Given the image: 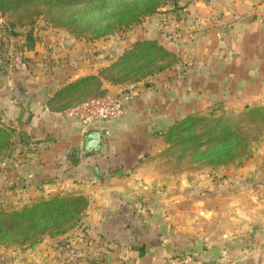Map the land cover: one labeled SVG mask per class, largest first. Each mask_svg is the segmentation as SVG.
Segmentation results:
<instances>
[{
    "label": "rangeland",
    "instance_id": "rangeland-1",
    "mask_svg": "<svg viewBox=\"0 0 264 264\" xmlns=\"http://www.w3.org/2000/svg\"><path fill=\"white\" fill-rule=\"evenodd\" d=\"M82 1L83 4L79 6L57 10L47 8L38 1L30 7L0 12V220L8 219L14 215L13 213L52 196L68 199L73 195L80 198L78 203L75 202V208L68 210L66 214L58 213L56 216L51 214L54 217L60 216L57 224L42 222L35 230H29L30 240L27 233L29 227L34 225L32 222L11 231L6 239L0 238V264H75L77 255L81 264H94L99 260V257L94 256L86 247V242H82L81 237L74 235L77 232L78 235H86L91 239L90 235L84 232L85 229L80 230V227L85 223L83 219L87 217V213L94 215L97 212L96 207L94 208L89 198L79 192H71L66 188L68 183L63 184L61 181V178L66 180L71 178L70 181L74 180L75 183L79 181L93 183L94 179L90 174L91 163L84 162V170L72 172L74 175L71 177L70 162L74 163L72 152H65L66 145L61 141L63 139L59 142L60 146H55L59 134H61L59 138H64L65 141L69 139L68 135V138L65 137L68 131L61 128L58 121L50 115L32 121L35 115H40L37 106L42 104L43 96L38 92L44 89L52 90V86L57 84L63 86L62 83L68 84L71 80L73 82L88 79L86 86L74 94L68 95L61 102L49 103L52 110L61 112L70 111L86 101L109 96L106 94L107 87H121L120 94L128 96V101L137 98L139 89L147 88L151 91L158 88L161 95H170L167 100L180 102L181 80L185 68L181 59L182 45L188 27L196 26L192 20H188L189 11L196 8L194 14H198V5L213 3L216 0H165L154 14L139 15L137 19L136 14L148 9L149 0ZM19 33L21 36H17ZM27 35L28 39L25 38ZM151 41L159 45L152 49L154 59L151 62L144 60L140 63L127 64L125 67L130 69L121 72L120 68L124 66L116 65L121 62L123 53L132 49L135 44ZM23 43L27 45L31 43L30 49H27V46L23 48L21 46ZM164 51H171L174 56L163 57ZM157 68L162 70L149 75ZM31 89L34 90V95L29 94ZM190 105L192 106L191 103ZM206 108L205 113L214 111L231 118L236 117V114L240 115L241 119L246 114L244 111L235 113L242 108H233V101L216 102ZM30 110L35 111L33 118L28 121ZM172 111L174 118L185 119L182 118L181 109L174 108ZM260 121H255L254 124L247 122L245 130L255 138L252 145L256 146L264 142V123ZM78 139L77 151L80 150ZM171 142L173 145L166 143L162 135H158V144L156 147L152 146L150 155L159 166L155 171L161 175L160 178H168L173 182L170 197L165 199L164 195L167 192L157 190V196L161 197L158 201H164L161 205L149 206L133 199L126 203V212L129 213L130 219L127 218L128 215L125 216V224L123 221L122 223L130 232L127 235L118 227L122 223L121 219L116 218V211H104V214L112 215L113 218L108 219L106 216L105 222L96 220L98 215L93 216L89 226H94L98 222V226L109 224L112 230L108 235L99 234L102 241L108 240L109 243L123 246L134 238L135 240L140 238L141 247H138L146 256L154 258L155 252H163L169 256V261L172 258H182L179 253L166 250L173 241H168L167 237L160 235L154 238L148 235L134 237L132 230L139 225L140 220L139 215L134 217L137 212L133 211L143 209L142 211L146 213L140 215L144 217L152 210L160 208L168 219L171 214L175 216L174 222L178 227L183 223L180 214L189 215L194 219L198 217L199 210L233 212L234 203L231 205L228 198L239 195L233 189L235 170L228 168L220 173H212L209 166L204 164L210 160L208 157L210 148H217L204 145L182 154L180 151L182 138H175ZM230 147L233 151V144ZM150 156L148 154L145 158L148 159ZM261 164H264V156L255 158L251 156L243 162L237 173L244 177L248 173L247 167ZM59 167L62 172L57 171ZM204 167L205 173H195ZM121 171L123 172V166H116L114 174ZM106 173L108 174V171L102 169L104 176ZM131 178L134 179L133 176ZM248 179L251 177L248 176ZM196 181H201L202 184L200 185L202 192L198 195ZM218 192L222 198L216 200L212 195L215 193L217 195ZM246 195L248 197L241 200L244 203L238 206L241 209L251 207L245 202L249 203L251 198L260 196L253 189L249 193L247 191ZM203 198L206 200L205 207L201 206ZM125 214L127 213L123 215ZM75 216H81L79 223L68 228L69 217ZM202 218L204 219L200 216L199 219ZM225 222L221 221L222 226L226 225ZM194 223V227L203 225L198 223V220H194ZM211 224L209 221L205 223L206 226ZM64 229L67 231L62 233ZM118 230L121 233H114ZM98 231L101 233L99 228ZM36 239L39 241L33 244V240ZM96 253L107 258L105 261L110 255L107 249H98Z\"/></svg>",
    "mask_w": 264,
    "mask_h": 264
},
{
    "label": "crops",
    "instance_id": "crops-1",
    "mask_svg": "<svg viewBox=\"0 0 264 264\" xmlns=\"http://www.w3.org/2000/svg\"><path fill=\"white\" fill-rule=\"evenodd\" d=\"M197 11L198 14H194L196 8L189 11L188 20H192L196 26L188 27L182 45L181 59L185 68L181 80V101L167 100L170 95H161L158 88L157 90L153 88L151 91L147 88L137 90V98L127 103L123 117L100 123L93 128V130H104L107 133L103 137L100 152L83 155L82 132L78 123L68 116L69 111H54L50 108V102H61L65 97L73 94L71 92L68 95L59 93L57 95V92L67 84L62 83L64 81H60L64 84L63 86L57 84L52 86V90L44 89L38 92L43 96L42 104L37 106L40 115H35L33 118L35 110L29 111L31 115L28 121L33 118L34 122L50 115L58 121L61 128L68 131L65 133L66 138H68L67 135L69 136L67 141L59 138L61 135L59 134L55 143V146H60L59 142L63 139L61 141L63 145H66L64 148L66 153L78 147L79 137L80 154L76 155L78 163L70 162V175L73 177L74 172L83 171L84 162H89L91 163L90 174L94 182L75 183L74 180L70 181L71 178L69 180L61 178V181L63 184L68 183L66 188L71 192H79L89 198L94 208L96 207L97 212L94 215L87 213V217L83 219L85 223L80 227V230L85 229L84 232L94 241H102L99 234L108 235L112 230L109 224L98 226V222L94 224L95 227L89 226L93 216L98 215L95 219L105 222L107 217L113 218L112 215L104 214V211L114 210L116 218L121 219L120 223L123 221L125 224V216L128 215L127 218L130 219L125 205L132 199L150 206L161 205L164 202L158 201L161 197L157 196V190L167 192L164 195L165 199L170 197L173 182L168 178H160L161 175L159 176L155 171L159 166L150 155H152V146L156 147L158 144V135L178 120V117L174 118L172 111L174 108L182 110V118L193 114L204 115L206 107L216 102L233 101V108H242L235 113L264 108V0H216L213 3L198 5ZM106 89V94L112 97L120 94L121 87ZM30 93L34 95V90H29ZM207 93L210 94L206 95ZM55 96L57 98L53 99ZM235 116L240 115L235 114ZM260 123H264V117ZM148 154L150 158L146 159ZM258 156H264V142L259 143L252 154L253 158ZM116 166H123V172L114 174ZM93 167L98 169L100 181L94 178ZM60 168L58 172H62ZM247 168L248 173L244 177L237 173L240 169L233 172V189L239 194L228 198L231 205L234 203L233 212L210 210L201 212L202 210H199L198 217L194 219H191L189 215L180 214L183 223L181 226L178 224V227L174 222L175 216L171 214L168 219L160 208L152 210L144 217L140 214L146 212H143V209H136L133 211V213L137 212L134 217L139 215L140 221L136 220L139 225L132 230L133 236L136 238L141 235L152 238L159 235L165 236L168 241H173L170 243V248L166 250L179 253L182 258L190 259L189 264H264V164ZM102 169L108 171L106 176L102 174ZM134 173L136 174L133 175ZM132 176L134 179L131 178ZM248 176L251 177L250 180ZM196 184L198 195L202 192V186H200L202 184L201 181H196ZM251 189L257 191L260 196L251 198L249 203L245 202L251 207L239 208L238 206L244 203L241 201L242 198L248 197L247 191L249 193ZM212 197L222 198V195L218 192ZM198 198L201 199L200 196ZM205 203L206 200L203 198L201 206L205 207ZM115 206H117L116 209ZM124 213L127 214L123 215ZM200 216L204 219H199ZM194 220H198V223L203 225L194 227ZM223 220L226 221L225 226L221 224ZM208 221L212 222L211 226L205 225ZM123 223L118 227L123 234L127 235L130 232ZM116 232L121 233L119 230L114 233ZM74 235L78 238L83 236L78 235L77 232ZM80 239L83 242V239ZM139 240L140 238L136 240L134 238L123 246L109 243L108 240L102 241L113 247L107 250L110 253L107 261H105L107 258L99 254V260H96L94 264H136L134 258L132 259V252L136 251H139V256L143 258L140 264L167 263L169 256L166 253L155 252L154 258L146 256V253L138 247ZM85 245L92 251L89 245L86 243ZM94 249L97 251L105 248L94 247ZM118 251L122 252L123 257L128 256L129 260L119 259ZM78 260L77 255L75 264H81Z\"/></svg>",
    "mask_w": 264,
    "mask_h": 264
},
{
    "label": "trees",
    "instance_id": "trees-1",
    "mask_svg": "<svg viewBox=\"0 0 264 264\" xmlns=\"http://www.w3.org/2000/svg\"><path fill=\"white\" fill-rule=\"evenodd\" d=\"M40 2L47 8L52 10L70 8L73 6H79L83 4L82 0H0V12L4 13L7 10H13L17 8H26L30 7L33 4ZM139 1V0H137ZM150 5L146 11L136 14V19L140 17L139 15H151L154 14L160 5L165 2L162 0H149ZM140 2V1H139ZM21 36V33L17 34ZM28 39V35L25 36ZM25 39V40H26ZM148 43V44H147ZM143 44H135L132 49L125 51L121 57V62L116 65L118 67L129 64H135L136 62L140 63L144 60H149L151 62L154 52L153 48L159 47L158 43L155 41L147 42ZM23 48L27 46V49H30L31 43L28 45L23 43L21 45ZM20 47V48H22ZM30 51V50H29ZM163 57L174 56L168 51H164ZM146 64V63H144ZM128 65V66H129ZM120 68L121 72L128 71V68ZM161 68H157L152 71L149 75H153L156 72L161 71ZM86 80L88 79H79L77 81L70 82L64 86L63 89L57 92L59 94H67L77 92L84 86H86ZM57 97H53L56 99ZM245 117L240 119V116L236 117H226L223 114H218L214 111H209L204 115L193 114L175 121L170 127L164 130L161 135L166 143H172L171 141L175 138H182V147L180 149L182 154H185L188 150L199 148L200 146L209 145V147H216L217 149L210 148L208 151V157L210 160L205 164L209 166V170L212 173H220L228 168L233 170L239 169L245 160H248L256 149V145H252L253 136L246 133L247 122L255 123V121L262 120L264 117V108H254L247 110ZM179 143V142H178ZM233 144V151H231V145ZM173 145V143H172ZM171 145V146H172ZM72 156L74 162L77 164L76 155L79 153L77 149H72ZM204 169L196 170V174L205 173ZM84 198V197H83ZM80 198L73 197V195L64 199L59 196H52L49 199H42L38 203L27 207L22 211L13 213L8 219L0 220V238L6 239L11 231L20 229L23 225L28 223H33L28 229L27 238L30 240L29 230H35L37 226H40L42 222L46 223H58V217L51 216L58 215V213L66 214L68 210H73L75 208V202L78 203ZM84 200V199H83ZM53 210L54 212H51ZM60 210V212L58 211ZM82 216V215H81ZM81 216L69 217L67 221L68 228L73 227L79 220ZM43 223V224H44ZM40 224V225H39ZM66 228L67 230H69ZM66 229L62 230V233L67 231ZM60 231V230H59ZM58 231V232H59ZM61 232V231H60ZM61 233V234H62ZM83 241L86 242L92 249L94 256H98L96 249L94 247H102L105 249H112L111 244L102 243L94 241L87 238L86 235L81 237ZM39 239L33 240V244L37 243ZM32 245V244H30ZM119 259L129 260V257H123L122 252L118 251ZM134 258V263L143 262V258L139 256V251L132 252V259Z\"/></svg>",
    "mask_w": 264,
    "mask_h": 264
},
{
    "label": "built area",
    "instance_id": "built-area-1",
    "mask_svg": "<svg viewBox=\"0 0 264 264\" xmlns=\"http://www.w3.org/2000/svg\"><path fill=\"white\" fill-rule=\"evenodd\" d=\"M129 97L118 94L89 100L69 111L68 116L80 126L81 132L93 130L100 123L115 121L124 116ZM188 258H172L167 264H189Z\"/></svg>",
    "mask_w": 264,
    "mask_h": 264
},
{
    "label": "water",
    "instance_id": "water-1",
    "mask_svg": "<svg viewBox=\"0 0 264 264\" xmlns=\"http://www.w3.org/2000/svg\"><path fill=\"white\" fill-rule=\"evenodd\" d=\"M107 133L104 130H88L81 135V152L83 155L96 154L100 152L102 148V140ZM93 176L97 181H100L99 171L96 167H93ZM143 255V254H142Z\"/></svg>",
    "mask_w": 264,
    "mask_h": 264
}]
</instances>
